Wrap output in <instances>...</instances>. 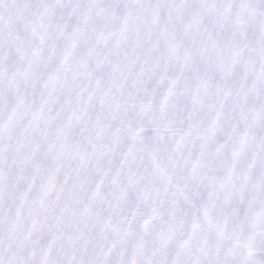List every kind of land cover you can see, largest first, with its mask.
I'll return each instance as SVG.
<instances>
[{
  "label": "clouds",
  "instance_id": "9594fccd",
  "mask_svg": "<svg viewBox=\"0 0 264 264\" xmlns=\"http://www.w3.org/2000/svg\"><path fill=\"white\" fill-rule=\"evenodd\" d=\"M45 2L54 0H29L23 20L0 26V264H264V81L237 95L264 67V0H186L180 16L162 7L156 23L157 0H97L105 13H90L71 59L74 71L91 77L69 73L51 93L44 84L51 65L33 59L36 79L21 74L39 45L33 27L41 30ZM13 5L0 0L5 20L15 16ZM198 11L199 29L186 33ZM62 22L71 31L80 19L56 6L48 34ZM64 43L56 40L58 51ZM237 51L226 80L218 64ZM82 88L91 93L86 103L78 100ZM132 145L135 158L113 183ZM150 154L190 202L181 197L173 206L170 195L157 194L164 181ZM229 169L235 189L227 199L225 190L213 192L209 202ZM130 171L138 183L120 200Z\"/></svg>",
  "mask_w": 264,
  "mask_h": 264
},
{
  "label": "snow or ice",
  "instance_id": "6c2138e0",
  "mask_svg": "<svg viewBox=\"0 0 264 264\" xmlns=\"http://www.w3.org/2000/svg\"><path fill=\"white\" fill-rule=\"evenodd\" d=\"M16 9L15 16L9 15L8 19L5 20L2 15H0V26H10L14 22H19L23 20V10L30 7L29 0H14V5ZM56 6H59L61 8H66L68 10V16L71 18L73 15L77 16L80 19V23L72 24L71 25V31H68L69 25L67 23H57L55 25V36H50L48 34V25L45 23V21L52 15L53 10ZM186 6V0H157V3L152 9V22L156 23L158 21L159 15H160V9L163 7L168 11V16L171 18L173 15L180 16L183 12V9ZM246 7V5H244ZM212 7V5H206L205 10L207 8ZM95 10L97 14H104L105 9L103 7H100L97 3V0H89L87 7H83L80 3V0H54V3H43L40 11V31L37 32L35 27H33V33L34 35L39 36V45L34 47L32 50V59H29L27 66L23 69V72L21 73L26 78L31 74L33 79H36L38 76L37 71L33 70L32 64L33 59L37 64L44 63L46 65H51L50 70L47 72V79L44 80L45 86H47L50 90V93L52 90L55 89L58 83H67L68 82V75L71 73L72 80H75L78 76H88L91 77L90 72L86 71H80L76 72L72 68L71 59L73 56L74 49L77 47L78 42L82 35L84 34V27L88 22L90 13ZM240 21H238L239 23ZM200 24V15L199 11L197 14H195L191 20L184 25L185 32H190L193 29L198 30ZM161 34L166 35V30L161 29ZM59 38H63L65 43L61 51L57 50V44L56 40ZM176 44L171 43L170 41V48L175 55L176 53ZM212 47L219 50L217 41L215 38H212ZM45 49H47V56L44 55ZM91 54V50H90ZM238 55V51L233 53L232 59L228 63H224L222 60L218 64V68L222 75L227 78L232 74L233 72V66L236 63V56ZM190 59V54L188 51H185L184 55V61L187 62ZM98 63H102V60H98ZM81 64L83 65L84 69H87V59H84L81 61ZM2 74V73H0ZM63 76V80L61 77ZM258 81H264V67H262L259 71L255 73V79L252 81L250 85L245 86L243 82H241L239 90L237 91V95L240 97H246L248 92L255 91L257 89V82ZM176 84L175 80L170 81L169 85V92L171 93L173 91V88ZM203 87L207 89L208 85L207 82H203ZM231 95V88L226 87L224 91V96L228 97ZM78 100L81 103H86L87 99L91 97V93L86 92L85 89H80V91L77 93ZM167 97H165V100ZM23 101H21L22 103ZM15 111V110H14ZM37 116L40 114L37 113ZM220 113L217 112V116L219 117ZM77 119H79V113L77 114ZM213 126L209 127L208 132L209 133H215V124L216 121L214 120L212 122ZM139 129L132 132L133 139L138 138ZM209 137H204V141L206 142ZM182 140V138H181ZM178 144L180 141L177 142ZM51 147V146H50ZM135 145H132L129 147V150L127 153L124 154V157L121 161L120 168L115 171L113 174V183H117V177H119L120 172L123 168H125L126 165L129 164L130 159L135 158ZM151 156V159L154 162V171L156 173H159L160 178L163 183V190L160 188L156 189V192L158 195H170L172 197V204L173 206H178L179 200L182 197L185 201H189L188 194L186 193L185 189L181 187L179 184L174 183L171 174L167 173L165 168L160 165L159 162H156L155 156ZM200 165V161H194L192 164V171L195 174L197 172V168ZM109 170L105 169L103 172V175H108ZM203 179V177H201ZM244 179H247V176L245 175ZM139 178H134L131 171L129 172V181L128 186H121L119 193H118V199L123 200L127 195L129 191V186H134L138 183ZM103 183V176L101 178V182L97 184L96 187V193L94 195H98L100 193L101 184ZM212 181L209 180V184H211ZM219 184V189H217L215 186L212 188V192L209 193V202H212V193L215 192L217 195L219 194V190H225V198L227 199L229 195H231V192L233 189H235V183L232 180V171L229 169V172L227 174L226 178H221L219 181H217ZM227 186V187H226ZM52 187L51 183V177L49 179V184L45 187L44 195L46 196L48 191H50ZM242 189H243V182L240 186V191L242 195ZM142 195H147V193H142ZM208 207L209 204L205 203L203 205V215L205 219H208ZM153 214L155 215V209H153ZM264 214V210H262V213ZM210 222V221H209ZM149 223V219L144 220V224L147 225ZM193 229H196L199 227V223L194 220ZM198 264V261L196 262Z\"/></svg>",
  "mask_w": 264,
  "mask_h": 264
}]
</instances>
